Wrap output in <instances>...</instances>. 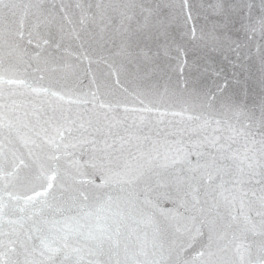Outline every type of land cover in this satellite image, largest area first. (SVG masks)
Returning <instances> with one entry per match:
<instances>
[{"label": "snow or ice", "instance_id": "snow-or-ice-1", "mask_svg": "<svg viewBox=\"0 0 264 264\" xmlns=\"http://www.w3.org/2000/svg\"><path fill=\"white\" fill-rule=\"evenodd\" d=\"M210 9L213 45H226L237 60L247 45L232 39L236 25L250 42L258 34V105L230 92L219 73L190 79L208 71L189 66L172 35L195 38L200 9L190 0H0V264H264V0H215ZM161 37L154 50L148 41ZM66 38L84 51H69ZM109 44L107 66L123 100L109 99V85L96 77L87 92L62 83L78 72L66 57L87 59L88 49ZM45 46L59 55L43 56ZM162 59L175 61L169 66L180 79L160 82ZM160 126L172 129V140L129 153L134 163L113 171L125 144L148 140L143 129ZM84 145L101 154L92 165L101 184L69 151ZM166 177L194 211L191 229L176 226L167 259L156 218L172 216L159 206L170 193L156 192ZM112 183L115 195L92 191ZM195 237L198 249L187 242Z\"/></svg>", "mask_w": 264, "mask_h": 264}, {"label": "water", "instance_id": "water-1", "mask_svg": "<svg viewBox=\"0 0 264 264\" xmlns=\"http://www.w3.org/2000/svg\"><path fill=\"white\" fill-rule=\"evenodd\" d=\"M45 2H50V0H45ZM88 2H92V0H88ZM103 2L109 3L113 2V0H103ZM115 2H119V0H115ZM161 2H163V0H161ZM214 2L215 0H190V3L200 9L199 18L195 21L197 26L195 38L191 33L185 35L184 31L186 30H172V35L175 37V43L179 44L183 49L188 65L191 66L196 64L201 69H208L207 72L192 73L190 79L199 78L201 82H209L216 79V73H219L221 79L227 78V80L231 82L230 92L238 93L240 97L249 104V106L253 105V100H255L258 105L260 98V89L258 85L260 72L256 49L260 43L259 36L257 34L255 41L250 42L245 37V33L238 30L240 27L239 24L236 25V29H233V32L231 33L232 39L239 42L241 45H247V47L242 49L243 52L247 54L242 60H237L235 54L229 51L226 45L223 48L214 46L211 39V33L212 25L216 21V17L210 9V5ZM148 3H152V0H148ZM202 26H206L203 38L201 33ZM148 43L155 50L157 44L164 43V39L161 37L159 40L148 41ZM63 44L65 48L73 52L75 55H79L84 51L83 49H79L76 42L72 41L70 38H66L63 41ZM174 46L175 45H173V47ZM110 49L114 51L113 45L111 44L107 47L94 46L87 50V59L82 58L79 61H76L74 57H66L70 62L77 65L78 72L75 76L67 77L66 81L62 80V83L66 82L81 92H87L90 88H94L92 78L96 77L97 82L101 84L107 83L109 85L111 92V95L108 97L109 99L123 100L126 94L123 93L119 86L115 85V75L110 74L111 69L107 66V64L113 62V51H110ZM34 52V46H29V53L34 54ZM42 55L56 57L59 54L56 52L54 46H45ZM173 55H175V52H173ZM89 61H91L90 66ZM105 61H107V63H105ZM169 65L175 67V61L162 59L161 67L164 71L160 76L161 83H163L168 76H171L173 81L181 78L178 73L171 71ZM120 78L122 83H124V77L121 75ZM237 81H239V83H237ZM125 86L127 87L126 83ZM57 90L60 89L57 88ZM258 114L259 109L257 107V115ZM171 131L172 129H169L166 132L163 126L144 128L140 135L147 136L149 139H142L140 141L132 139L129 143L125 144L123 155L121 156L120 153L115 154L120 156V159L112 164L113 171L121 170L123 163L126 161L134 163L132 156L129 155V153L139 155L140 151L146 152L151 147L152 141L158 139L162 140L166 135L169 140H172L173 137L170 135ZM175 139H180V137L176 136ZM197 139L198 138L193 135L191 144H188V136H184L185 143L188 144L191 149L189 159L192 160L193 165L196 164V155L195 149L192 148V144H195ZM137 144H139V149L136 147ZM69 151L75 152V159L79 161L81 166H83V170L89 173H96L91 176V179H93L96 184H101L103 182L99 171L92 167L93 164L99 165L101 163L99 159L101 154L99 152L93 153L90 145H84L82 151L79 148L75 150L69 149ZM200 163L204 164L205 159L201 158ZM117 164H119V167ZM176 174L181 176L185 175L186 170L184 172H177ZM233 175H235V172H233ZM225 179H228V177L225 176ZM244 179L247 180V177H244ZM164 183L166 184V187L158 188L156 189V192L167 191L170 193V197L160 199L159 206L165 211H170L172 216L166 218L160 216L159 213H156V218L159 221L160 228L163 230L159 242L164 245L165 258L167 259V249L173 243L176 234V226L179 225L182 230L185 228L191 229V217L193 216L194 211L191 197H186L184 195L182 186L178 190L177 185L173 183L171 177L164 178ZM256 190L258 193V186H256ZM92 191L97 192L101 196H105L106 194L115 195L118 192V185L112 183L110 185H105L104 188L101 189H92ZM149 196L150 198H155V193H149ZM141 199H143V193H141ZM201 199H203V193H201ZM172 217H175V219H172ZM56 218L59 219V214H57ZM42 227L47 231L48 226L42 225ZM146 231H148L151 236L152 229L147 228ZM193 236H195L194 230ZM200 239V237H195V239L187 242L192 243L195 245V249H198ZM181 255H183V253H181Z\"/></svg>", "mask_w": 264, "mask_h": 264}]
</instances>
